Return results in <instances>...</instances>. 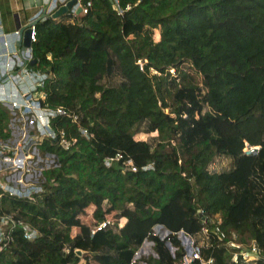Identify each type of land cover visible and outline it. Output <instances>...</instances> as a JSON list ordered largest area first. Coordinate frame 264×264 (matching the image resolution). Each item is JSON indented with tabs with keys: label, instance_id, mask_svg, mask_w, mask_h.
I'll use <instances>...</instances> for the list:
<instances>
[{
	"label": "trees",
	"instance_id": "16d2710c",
	"mask_svg": "<svg viewBox=\"0 0 264 264\" xmlns=\"http://www.w3.org/2000/svg\"><path fill=\"white\" fill-rule=\"evenodd\" d=\"M84 1L85 15L37 22L28 65L49 74L40 104L75 111L89 134L52 120L75 142L39 141L55 164L36 201L0 196L1 214L39 231L16 227L0 264H132L147 239V264H181V232L194 264H264V0ZM11 116L0 101L2 141Z\"/></svg>",
	"mask_w": 264,
	"mask_h": 264
},
{
	"label": "built area",
	"instance_id": "2783aa9c",
	"mask_svg": "<svg viewBox=\"0 0 264 264\" xmlns=\"http://www.w3.org/2000/svg\"><path fill=\"white\" fill-rule=\"evenodd\" d=\"M68 1L70 0H55V2L54 0H49L45 14L51 17L56 10L62 5L67 4ZM118 1L119 0H116V2ZM90 6L91 2L85 3L84 0H77L71 12L75 16L85 15L89 12ZM79 9L80 12H78ZM30 28L32 29L31 42L33 44L37 40L36 25H31ZM15 34L20 40L21 31L16 30ZM6 44L8 45V43ZM30 52V57L25 55L24 50L13 55V62L8 64V74L0 73V81L7 77L16 82L31 81L30 90L24 95L23 101H13L12 107L18 109L23 117L26 116L25 118L28 124L32 126L33 132H35V135L31 138H29L27 131L24 132L18 142L0 140V196L8 195L12 198L36 201L37 198L45 193L46 187L39 183V178L37 182H34L31 178L26 179L27 177L33 176L30 172L31 169L27 168L32 162L31 152L27 150L29 144L32 141H40V139H52L60 140L62 144H65L69 148L71 143L75 142V139H73V142H70L66 138L64 129H55L53 127L52 120L57 117L66 118L70 120L72 124L79 126L83 135L89 134V130L85 125L80 123L79 115L75 111L64 106H43L40 104V99L46 97L40 89L45 85L46 80L49 78V74L47 72L33 70L29 67L28 64L33 60L32 47L30 48ZM37 138H39V140ZM259 150L260 146L251 145H248L244 149L248 154L258 152ZM122 158L123 155L118 153L116 156L108 157L106 163L107 165H111ZM127 166L133 170L137 169L132 160L127 161ZM152 166L153 165L150 164L146 168H151ZM26 171L28 172L24 175ZM9 176H13L14 178L10 179ZM16 227H22L24 229L23 235L27 239H34L39 235V231L36 228H33L29 223L16 219L13 213H0V252L15 241L16 234L14 230ZM217 231L219 232V228ZM181 233L185 238L189 239V248L192 249L191 251L189 249L188 254L186 252L181 264H194L195 260L201 259L200 250L195 246L192 237L186 235L184 232ZM221 235L223 238L225 237L224 233H221ZM174 249L176 248L172 246V252L175 251ZM260 251V248L254 243L251 251L241 250V254L245 259L249 260L259 257ZM212 262L213 260L210 259L207 262H203V264H211Z\"/></svg>",
	"mask_w": 264,
	"mask_h": 264
},
{
	"label": "crops",
	"instance_id": "0c3cea01",
	"mask_svg": "<svg viewBox=\"0 0 264 264\" xmlns=\"http://www.w3.org/2000/svg\"><path fill=\"white\" fill-rule=\"evenodd\" d=\"M48 2L49 0H0L1 74H8V64L13 62L12 56L24 50L18 45L19 39L16 36L15 31H21L31 22L45 18L43 16L49 4ZM6 43H8V45ZM30 86V80L27 82H16L7 77L0 81V101L7 106L11 110L12 115H14L13 119L15 123H13V126L21 129L16 132V135L13 132V138L11 139L12 142H18L21 137L20 134H23L26 131L28 132L29 138L35 135L32 126L28 124V121L25 118L26 116L23 117L18 109L12 107L13 101H23L24 95L30 90ZM36 147L37 150H39L37 145Z\"/></svg>",
	"mask_w": 264,
	"mask_h": 264
},
{
	"label": "rangeland",
	"instance_id": "374dc122",
	"mask_svg": "<svg viewBox=\"0 0 264 264\" xmlns=\"http://www.w3.org/2000/svg\"><path fill=\"white\" fill-rule=\"evenodd\" d=\"M172 72H175L174 70H172ZM198 75V74H197ZM201 79V77H199ZM152 91V85H148L145 93L146 94H150V92ZM18 122V121H17ZM13 123H15L14 119H13V115L11 116V127L13 132L16 135L17 131H20L21 129L16 128V126H13ZM20 123V122H18ZM28 134V132H27ZM21 136H23V134H20ZM150 135H141L139 137L141 138H148ZM39 140V138H37ZM40 141H42V139H40ZM35 144L38 146L39 141H35V142H31L27 148V150H30L31 152V156H32V162L30 165L27 166V168H30V172L33 174V176H30L29 178L27 177L26 179H32L34 182H37L38 178L42 175V170L43 169H47L50 167H53L55 164V157L52 155H43L42 153H40L39 150H37V147L35 146ZM36 148V149H35ZM28 171L24 172V175L27 174ZM9 178L13 179L14 177H10ZM16 179V178H15ZM94 210V207L90 208V212H92ZM0 211H1V206H0ZM154 233L157 234L160 237L166 238L169 235V232L164 229L163 227L160 226H156L154 228ZM73 234H75V229H73ZM179 238L182 242V245L184 246L187 254L189 252V246H190V241L188 238H185L184 235L182 233L179 234ZM256 246L258 248L259 245H257V243L255 242ZM173 246V245H172ZM175 250V249H174ZM192 249H190L191 251ZM261 250V248H260ZM149 257H157L156 251L154 249V243L151 240H145L142 248H140L137 253H136V258L134 260V262L132 264H147V262L145 261V259L149 258ZM251 260V259H249Z\"/></svg>",
	"mask_w": 264,
	"mask_h": 264
},
{
	"label": "water",
	"instance_id": "95a60500",
	"mask_svg": "<svg viewBox=\"0 0 264 264\" xmlns=\"http://www.w3.org/2000/svg\"><path fill=\"white\" fill-rule=\"evenodd\" d=\"M76 3H77V0L68 1L67 4L62 5L58 10H56V12L53 13V15L51 17L54 19H57L60 16H62L63 14L70 12ZM78 12H80V9L78 10ZM43 17H49V16L47 14H44ZM38 21L39 20H36V21L30 23L27 27H24L21 30V38L18 41V45L20 46V48L25 50V55L27 57L31 56L30 48L32 47V42H31L32 29L30 28V26L36 25ZM35 61L36 60H31V63L33 64V63H35ZM168 245L172 249V244L170 243V241H168ZM261 259L264 261V257H261Z\"/></svg>",
	"mask_w": 264,
	"mask_h": 264
}]
</instances>
